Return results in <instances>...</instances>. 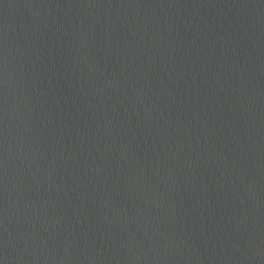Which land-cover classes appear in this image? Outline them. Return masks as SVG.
I'll return each mask as SVG.
<instances>
[{
  "label": "water",
  "instance_id": "obj_1",
  "mask_svg": "<svg viewBox=\"0 0 264 264\" xmlns=\"http://www.w3.org/2000/svg\"><path fill=\"white\" fill-rule=\"evenodd\" d=\"M0 264H264V0H0Z\"/></svg>",
  "mask_w": 264,
  "mask_h": 264
}]
</instances>
